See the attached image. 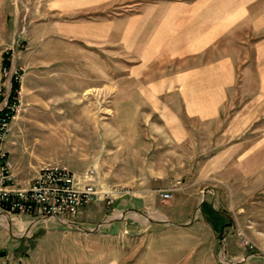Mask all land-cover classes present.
Returning <instances> with one entry per match:
<instances>
[{
	"label": "crops",
	"instance_id": "1",
	"mask_svg": "<svg viewBox=\"0 0 264 264\" xmlns=\"http://www.w3.org/2000/svg\"><path fill=\"white\" fill-rule=\"evenodd\" d=\"M30 1L29 36L33 47L41 44L42 65H89L92 77L105 66L108 77L115 52L123 53L125 113L136 116L142 143L169 147L171 163L187 159L191 146L201 152L231 146L210 161L217 168L232 161L234 177L246 184L235 183L238 223L204 202L192 226L208 233L186 236L192 244L204 242L200 252L196 244L179 248L178 235H162L153 224L142 229L137 264H264V215L252 213L264 193V0ZM46 51L52 54L45 57ZM11 90L2 94V104ZM8 137L9 159L15 139ZM18 158L9 160L16 185L28 187L35 178ZM56 164L76 174L94 168L100 178L96 166L77 172ZM107 205L82 207L74 225L10 214L0 205V264H122L126 254L119 243L125 245L145 220L132 217L127 198ZM248 224L242 231L262 252L241 242L240 226Z\"/></svg>",
	"mask_w": 264,
	"mask_h": 264
},
{
	"label": "rangeland",
	"instance_id": "2",
	"mask_svg": "<svg viewBox=\"0 0 264 264\" xmlns=\"http://www.w3.org/2000/svg\"><path fill=\"white\" fill-rule=\"evenodd\" d=\"M33 5L30 0H0V108L5 106L2 94L11 89V81L2 74L7 56L13 70L21 76L16 99L19 110L9 124L8 136L15 139L8 147L9 160L18 153L19 163L33 179L48 164H69L77 172L96 166L102 189L126 187L129 192L118 198H127L128 206L133 207L132 217L144 219L145 226L133 229L125 245L119 243L126 254L122 264H137L142 229L147 231L153 224L160 225L162 235H178L179 248L196 244L200 252L204 242L192 244L186 236L208 233L202 228L195 231L192 226L200 217L204 202L237 224L239 210L234 207V188L236 182H245L239 183L240 179L234 177L232 161H226L221 168L210 161L215 151L223 152L231 146L203 147V152L191 146L187 159L171 163L169 147L142 143L136 116L125 113L123 53L115 52L113 65L107 67L108 77L105 66H99L96 77H92L94 67L89 65H42L41 44L33 47L27 23ZM49 54L52 51L44 52L45 57ZM144 125L148 127L149 123ZM143 133L149 137L153 134L150 129ZM155 149L160 150L157 160ZM216 169L222 170L217 173ZM170 187L175 188L173 197L164 201L157 189ZM256 198L259 204L252 213L258 210L259 215H264V193H258ZM242 213L249 217L247 209ZM240 227L241 231L250 229L249 224ZM255 245L257 252H262Z\"/></svg>",
	"mask_w": 264,
	"mask_h": 264
},
{
	"label": "built area",
	"instance_id": "3",
	"mask_svg": "<svg viewBox=\"0 0 264 264\" xmlns=\"http://www.w3.org/2000/svg\"><path fill=\"white\" fill-rule=\"evenodd\" d=\"M10 53V52H9ZM11 54V53H10ZM2 67V74L11 81L20 83L21 76L13 70V63ZM12 90L10 92V95ZM10 101V95L5 106L0 108V205L10 214H33L40 218H56L66 225H74L72 219L79 210L91 202H106L111 205L118 196L129 192L124 186L102 189L98 183V172L94 168L87 169L82 174L74 173L70 168L60 164H48L39 170L33 183L28 187L16 185V175L8 159L5 141L9 132V124L18 109L17 94ZM175 188L159 189V195L164 201L173 197ZM239 235L244 245L250 250H256V245L240 230Z\"/></svg>",
	"mask_w": 264,
	"mask_h": 264
},
{
	"label": "trees",
	"instance_id": "4",
	"mask_svg": "<svg viewBox=\"0 0 264 264\" xmlns=\"http://www.w3.org/2000/svg\"><path fill=\"white\" fill-rule=\"evenodd\" d=\"M9 56H7L5 59H4V64L5 65H8L9 64ZM19 87H20V83H19V81H17V80H14L13 81V87H12V93H11V95H10V101H12V100H14L15 99V97H16V90L17 89H19Z\"/></svg>",
	"mask_w": 264,
	"mask_h": 264
},
{
	"label": "bare ground",
	"instance_id": "5",
	"mask_svg": "<svg viewBox=\"0 0 264 264\" xmlns=\"http://www.w3.org/2000/svg\"><path fill=\"white\" fill-rule=\"evenodd\" d=\"M16 116H17V115H15V117H16ZM15 117H14V118H15Z\"/></svg>",
	"mask_w": 264,
	"mask_h": 264
}]
</instances>
